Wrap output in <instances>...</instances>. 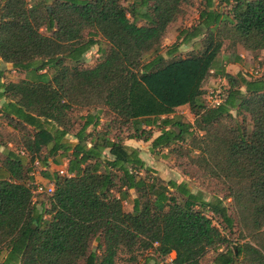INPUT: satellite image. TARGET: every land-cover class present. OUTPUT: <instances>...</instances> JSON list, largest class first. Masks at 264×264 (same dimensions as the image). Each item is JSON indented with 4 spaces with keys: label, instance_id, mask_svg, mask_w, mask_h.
I'll return each instance as SVG.
<instances>
[{
    "label": "trees",
    "instance_id": "16d2710c",
    "mask_svg": "<svg viewBox=\"0 0 264 264\" xmlns=\"http://www.w3.org/2000/svg\"><path fill=\"white\" fill-rule=\"evenodd\" d=\"M122 1L0 0V62L25 72L4 81L0 70V118L19 133L0 138V264H114L121 250L151 251L153 264H202L208 252L214 264H264V74L220 68L218 102L200 98L224 40L264 50V0H204L167 54L203 36L200 50L170 60L158 42L191 0ZM94 45L98 56L85 66ZM181 105L192 123L175 115ZM75 107L86 110L77 129ZM124 139L186 156L225 187L234 215L216 196L160 179ZM57 155L69 175L41 170L53 190L35 203L33 161L47 166ZM220 225L235 226L239 239Z\"/></svg>",
    "mask_w": 264,
    "mask_h": 264
},
{
    "label": "rangeland",
    "instance_id": "374dc122",
    "mask_svg": "<svg viewBox=\"0 0 264 264\" xmlns=\"http://www.w3.org/2000/svg\"><path fill=\"white\" fill-rule=\"evenodd\" d=\"M30 3V0H27ZM132 0H123L122 4L127 6L130 4ZM216 0H213L214 3ZM183 12L176 17L174 21L171 22L168 30L165 31L164 35L161 38V41L158 42L157 45V53L161 54L165 60H170L171 58L180 57L186 55L191 50L192 52L199 51L201 48V40L202 37L195 38L190 40L179 47L171 54H167L168 49H170L171 44L175 42L178 32L184 28H188L196 24L198 21V12L204 7V0H191V4L189 6L183 5ZM217 9L222 10L223 12L227 11L225 7L222 5L216 6ZM130 19V18H129ZM144 22L139 20L137 24H143ZM180 36V34H179ZM101 44H103L102 40ZM224 45L222 48V52L217 56V64L209 71V77L206 79L204 84L202 85V92L200 98L204 101L205 104L211 105L214 100H219V97L223 91V87L225 81L219 76L218 69L222 68L224 71L228 73H236L241 72L246 76L257 77L264 74V50L255 51V52H246L242 51L240 48L227 46L228 40H224ZM97 45L92 46L83 56L84 59L83 64L85 66H90L94 64L98 54L96 52ZM242 53L243 57L240 62L236 61L235 55L236 52ZM228 53L225 65H223L220 56L224 53ZM150 55L149 57H151ZM146 57L145 59L149 58ZM0 70L2 71V80L4 81H17L18 79L24 77L25 72L13 70L8 63L0 62ZM52 70H48V75L50 76ZM86 110L81 109L77 110L76 107L71 111L72 117L74 118V129H77L82 120L78 117V113H84ZM175 115L179 116L184 122H193V116L189 112L187 105H182L176 107L174 110ZM103 119V118H102ZM240 119V117H238ZM103 121V120H102ZM246 127H249V121L246 119L245 124ZM142 129H146V126H142ZM153 131H156V128L153 127ZM0 138L5 140H10L13 136L14 138L19 136V133L13 131L9 126L5 124V120L0 118ZM70 139V136H67ZM130 143H135L138 147V152L145 164L153 167L156 172V175L162 179L163 181H167L172 179L176 182L183 181L186 183L187 188L196 193L203 200H209L211 197L216 196L221 199L222 204L226 207L227 212L230 215H234L231 198L228 194V191L225 190V187L216 180L203 173H200L196 170V167L189 163V160L184 155H178L175 151H171L169 148H155L153 152L149 151V141L144 142L140 140L131 139ZM187 139L184 140L183 145H186ZM186 149V146H183ZM184 151V150H183ZM45 153V149H42L40 154L43 155ZM194 154V151L190 153ZM54 165L52 166L53 171H57L59 168V164L62 159L56 156L53 157ZM40 164L37 163L32 167V171L39 182H46L40 173ZM58 175H60L57 172ZM176 195V194H175ZM135 196L133 192H129L127 198L122 202V207L125 211L131 210V202L132 198ZM43 194H34L32 197V201L38 203L41 199H43ZM210 215L209 212L206 213ZM213 224L216 226L217 221L214 219ZM220 225V229H221ZM221 233L231 239L234 242L235 239L238 238V231L236 227L233 226L231 230L221 229ZM213 252H208L201 259L202 264H214L213 263ZM133 257V258H131ZM152 258L148 261L147 264H153V261H156L157 258L151 251H144L142 253H135L130 255L125 251L121 250L117 253L116 258L114 260V264H142L145 258ZM173 257V254H169L166 257L168 261Z\"/></svg>",
    "mask_w": 264,
    "mask_h": 264
},
{
    "label": "crops",
    "instance_id": "0c3cea01",
    "mask_svg": "<svg viewBox=\"0 0 264 264\" xmlns=\"http://www.w3.org/2000/svg\"><path fill=\"white\" fill-rule=\"evenodd\" d=\"M235 47H237V48H240L242 51H246V52H250V51H247V50H244L241 46H239V45H237L236 44V46ZM222 52V50L220 51V53ZM227 55H228V53L226 52V53H224L223 55H221L220 56V59L222 60V62H223V65H225V63H226V58H227ZM243 57V55H242V53H240V52H236V55H235V60L236 61H239L240 62V60H241V58ZM1 102V101H0ZM182 106V105H181ZM184 106V105H183ZM85 113V112H84ZM100 120V119H99ZM68 136H70V135H68ZM71 137V136H70ZM135 140H137V139H135ZM140 141H142V140H140ZM131 142V139H124L123 140V144H125L126 146H129V147H133V148H137L138 146L134 143H130ZM6 144H7V146H9V147H12V145H11V143L10 142H6ZM58 156V155H57ZM54 157H56V156H54ZM58 157H60V156H58ZM53 157H48V160H47V166H41L40 167V171L41 170H45V171H48V172H52L53 171V169H52V166L51 165H54V162H53ZM60 159H62L61 160V162H60V164H59V167H65V165H66V159L65 158H62V157H60ZM32 166H33V164H32ZM30 172V171H29ZM44 178V177H43ZM33 179L34 180H36L37 181V179H36V177H35V175L33 176ZM45 179V178H44ZM43 181H46L47 182V180L45 179V180H43ZM42 182V181H41Z\"/></svg>",
    "mask_w": 264,
    "mask_h": 264
},
{
    "label": "built area",
    "instance_id": "2783aa9c",
    "mask_svg": "<svg viewBox=\"0 0 264 264\" xmlns=\"http://www.w3.org/2000/svg\"><path fill=\"white\" fill-rule=\"evenodd\" d=\"M217 102H218L217 100H214L213 104H211V105H214ZM37 163H38V161L35 159L33 161V166L36 165ZM57 172L60 175H66V176L69 175L67 173L65 167H59L57 169ZM28 175L33 177L34 176L33 171L31 170L30 172H28ZM52 190H53V185L51 182H44L43 183V182L36 181L34 179L31 181V184H30L31 198L33 197L34 194L50 195L52 193Z\"/></svg>",
    "mask_w": 264,
    "mask_h": 264
}]
</instances>
